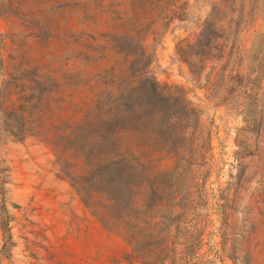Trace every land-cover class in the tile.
<instances>
[{"label": "rangeland", "instance_id": "obj_1", "mask_svg": "<svg viewBox=\"0 0 264 264\" xmlns=\"http://www.w3.org/2000/svg\"><path fill=\"white\" fill-rule=\"evenodd\" d=\"M142 42L146 76L199 115L151 128L144 148L142 126L116 128L145 90L123 112L107 72L127 57L114 47ZM118 152L155 158L132 163L167 244L147 258L81 189ZM162 259L264 264V0H0V264Z\"/></svg>", "mask_w": 264, "mask_h": 264}, {"label": "trees", "instance_id": "obj_2", "mask_svg": "<svg viewBox=\"0 0 264 264\" xmlns=\"http://www.w3.org/2000/svg\"><path fill=\"white\" fill-rule=\"evenodd\" d=\"M163 1V0H159ZM183 19L179 18V22ZM117 53L127 54L122 59L112 60L107 72L112 79H124V84L118 97V106L123 112L134 110L133 94L142 88L145 90V97L139 103V110L128 117L126 123H118L116 130H124L132 133V122L143 127L144 139L140 147H147L150 137L145 136L151 133V128L160 129L166 132L175 122L180 120L188 121L193 119V127L198 123V112L186 97H177L169 92V88L160 86L155 80L146 76L145 68L150 63L152 55L142 43L137 45L116 46ZM184 95V91L181 90ZM192 122V121H191ZM101 137L100 133L97 139ZM119 149L121 145L118 144ZM136 146L132 141L125 149L131 150ZM155 158L151 155L137 156L131 154L128 158L119 152L106 159L110 170H96L88 183L82 185L84 196L91 198V194L99 197L98 201H90L92 213L98 217L102 225L110 230L119 233L131 246L132 251L138 256L147 258L150 253L167 248L157 230L159 222L153 219L147 220L152 215L156 203L150 200L155 194L153 188H147L145 183L149 179L148 173H138L132 163L140 166L142 171L153 163ZM144 172V171H143ZM88 190V191H87ZM146 264H156L148 262ZM160 264H164V259Z\"/></svg>", "mask_w": 264, "mask_h": 264}]
</instances>
